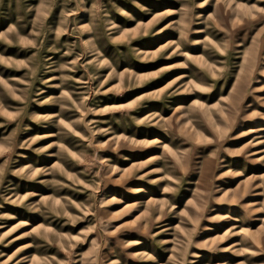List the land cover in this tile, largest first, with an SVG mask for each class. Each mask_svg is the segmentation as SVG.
<instances>
[{
    "label": "rangeland",
    "instance_id": "rangeland-1",
    "mask_svg": "<svg viewBox=\"0 0 264 264\" xmlns=\"http://www.w3.org/2000/svg\"><path fill=\"white\" fill-rule=\"evenodd\" d=\"M262 126L264 0H0V264H264Z\"/></svg>",
    "mask_w": 264,
    "mask_h": 264
},
{
    "label": "bare ground",
    "instance_id": "bare-ground-1",
    "mask_svg": "<svg viewBox=\"0 0 264 264\" xmlns=\"http://www.w3.org/2000/svg\"><path fill=\"white\" fill-rule=\"evenodd\" d=\"M247 131H253V128L252 129L250 128ZM259 131H264V126L260 127L259 128ZM254 234H255V232H253V233H247L246 234L247 235V239L250 238V240L258 241ZM244 240H246V239H240L241 242L244 241ZM236 245H239V240H238V242L235 241V242H233L231 244V246H236Z\"/></svg>",
    "mask_w": 264,
    "mask_h": 264
}]
</instances>
